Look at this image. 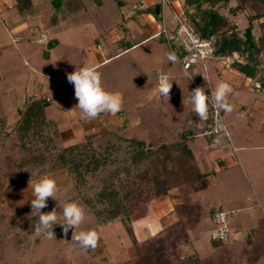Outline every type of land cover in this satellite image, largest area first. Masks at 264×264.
<instances>
[{"label": "rangeland", "instance_id": "obj_1", "mask_svg": "<svg viewBox=\"0 0 264 264\" xmlns=\"http://www.w3.org/2000/svg\"><path fill=\"white\" fill-rule=\"evenodd\" d=\"M124 1L128 5L120 7L115 0H102L100 6L93 0H65L58 10L52 0H31L32 6L19 12L16 0H0V117H5L6 131L14 128L17 110L23 108L27 98L45 96L52 99L47 114L58 118L62 147L111 131L122 137L151 138L154 146L180 142L183 134L189 132L184 137L187 144L191 145L195 138V145H201L207 137L204 134L210 126L209 116L196 130H186L192 126L193 106L183 101L188 99L192 76L204 78L203 65L197 64L186 75L178 60L167 59L172 49L179 54L178 46L174 44L171 49L163 37L155 35L161 32L163 23L169 31L174 29L176 19L172 11L166 6L163 18L153 26L144 21L149 18L147 14L154 3L161 0ZM183 3L184 0H174L179 16ZM235 6L236 1L232 0L218 10L243 33L252 12L246 9L232 14L230 9ZM260 22H253L256 38L260 35ZM124 26L128 30L122 34L119 31ZM45 36L59 41L50 50L52 56L48 60L42 57V46L38 44L39 40L40 44L47 43ZM121 38L125 44L119 42ZM128 42L138 45L126 50ZM260 60L257 78L251 82L231 66L234 61L244 62L240 55L206 62L204 81L210 96L220 81L229 82L234 90L229 96L233 110L228 113L219 110L231 140L217 136L213 141L219 140V147L206 150L209 170L222 171L215 177L220 180L218 187L208 185L210 177L186 184L179 189L180 196L142 203L131 213L128 224L104 225L87 210L82 196L85 193L77 195L66 170L50 173L48 176L54 178L58 186L56 200L48 198L47 207L41 211L56 209L62 222L64 204L79 203L85 209L86 219L76 231L93 229L100 235L95 249L84 250L72 240L75 229L65 235L63 228L55 225L56 239L53 240L35 234L37 217L31 208L33 197L29 180L36 182L42 176L28 178L19 185L0 178V264H171L194 251L199 253L203 264H242L241 248L249 245L253 218L259 216L258 201L264 206V92H257L254 87L260 77L264 78V53ZM86 64L100 72L106 91L121 95L123 106L116 115L102 113L89 120L76 108L78 100L67 73ZM161 72L175 80L169 98L160 96L157 91L156 81ZM125 118L129 120L127 127ZM5 154L0 148V162ZM231 154L235 156L234 161L225 168L219 161ZM93 183L96 184L91 180L90 184ZM140 186L147 195L146 183ZM96 191L97 188L87 195L92 196ZM219 204L224 205L225 212L235 208L234 212H227V220L237 233L233 241L215 246L210 237L213 226L206 216ZM245 207L252 210L243 211ZM261 235L253 243L252 261L259 258L258 250L263 246ZM247 261L244 259L243 264H248Z\"/></svg>", "mask_w": 264, "mask_h": 264}, {"label": "trees", "instance_id": "obj_2", "mask_svg": "<svg viewBox=\"0 0 264 264\" xmlns=\"http://www.w3.org/2000/svg\"><path fill=\"white\" fill-rule=\"evenodd\" d=\"M115 1L120 7L126 4L123 0ZM230 1L232 0H184L180 17L198 37L215 39L216 54L219 57L217 61L231 59L236 54L242 56L244 62L234 61L231 66L252 81L257 78L262 64L260 57L264 53V0H235L236 6L230 9L232 14L246 9L252 12L243 33H239L235 24L218 10L221 5H228ZM93 2L99 6L103 4L102 0ZM52 3L59 10L65 0H52ZM31 6V0H16L15 7L19 12ZM161 13L160 3L159 20ZM258 20H261V31L256 38L253 22ZM57 43L56 39H49L44 43L45 58L49 57L50 50ZM205 85L204 78L194 75L189 90L191 92L197 87H203L209 93ZM254 87L255 91L264 92V78L260 77ZM50 101L45 96L27 98L23 108L17 110L18 120L10 131L4 129L5 117H0V148L6 152L0 162V178L10 180L12 185H19L35 176L66 170L72 180V188L77 195L85 193L82 194L84 205L99 224H128L131 213L142 203L148 204L168 196L172 190L183 185L202 182L214 175L210 170L205 171L207 167L200 168L191 145L184 138L189 132L183 134L180 142H163L154 146L151 138L142 140L122 137L111 131L94 139L62 147L58 125L47 114ZM124 126L127 127L126 121ZM207 128L206 131L211 130V126ZM204 136L214 140L220 135L213 133ZM91 180L97 185L90 184ZM144 182L149 189L147 195L140 186ZM96 188L97 191L92 196L87 195ZM219 211L221 210L210 209L212 226ZM211 242L215 246L226 243L212 238ZM171 264L203 263L194 251Z\"/></svg>", "mask_w": 264, "mask_h": 264}, {"label": "clouds", "instance_id": "obj_3", "mask_svg": "<svg viewBox=\"0 0 264 264\" xmlns=\"http://www.w3.org/2000/svg\"><path fill=\"white\" fill-rule=\"evenodd\" d=\"M167 59L175 62L177 56L174 52H169ZM67 80L74 85L75 97L78 100L76 108L81 111L85 119H96L102 113L116 115L122 110L123 99L121 95L106 91L103 88L101 74L95 67L86 64L79 69L76 68L75 71L67 73ZM172 81L175 80L168 74L163 72L158 74L157 91L160 96L169 98ZM233 92L232 85L227 81L218 82L211 91V97L205 93L203 87L193 89L187 101H183V104L187 103L193 106V111L199 118L198 123L193 121L191 123L199 126L201 121L208 119L209 103L217 110H222L226 113L231 112L234 106L230 103L229 96ZM29 188L32 189L33 197L31 208L35 210L37 217V222L34 225L36 235L43 236L48 240L56 239L53 229L55 225H60L65 235L70 229H75L72 234V240L77 242L82 249H95L98 246L100 235L96 230L76 231L86 219L85 209L79 203L71 201L64 204L62 222L56 209L50 212L41 211L47 207L48 198L56 200L58 186L54 178L44 175L36 182L30 179Z\"/></svg>", "mask_w": 264, "mask_h": 264}, {"label": "built area", "instance_id": "obj_4", "mask_svg": "<svg viewBox=\"0 0 264 264\" xmlns=\"http://www.w3.org/2000/svg\"><path fill=\"white\" fill-rule=\"evenodd\" d=\"M162 13L163 18L164 8L167 6L172 11L176 25L172 31H169L163 23L162 30L157 33L155 37H163L164 41L172 49V46L176 44L179 49V54L175 53L179 64L182 66L186 75H189V71L197 64L203 65V71L201 75L206 78L207 67L206 62L209 60H218L219 57L216 54L215 39L213 37L202 39L198 37L182 20V18L176 13L174 9V0H162ZM173 50V49H172ZM209 89V88H208ZM209 97V93L205 92ZM209 118L211 130L206 131L205 135L215 134L223 136L225 135L230 140V135L227 127L224 125L223 117L219 113V110L213 108L209 103ZM223 126V127H221ZM231 232L229 223L227 221V213L219 211L214 219L213 228L211 231V238L220 242H227L230 238Z\"/></svg>", "mask_w": 264, "mask_h": 264}, {"label": "crops", "instance_id": "obj_5", "mask_svg": "<svg viewBox=\"0 0 264 264\" xmlns=\"http://www.w3.org/2000/svg\"><path fill=\"white\" fill-rule=\"evenodd\" d=\"M124 1V0H123ZM125 2V1H124ZM126 3V6L128 5V3L127 2H125ZM160 3H161V1H157L156 3H154V7H153V9L151 10V12H149L147 15L149 16V18H145L144 19V21L146 22V24L147 25H152L153 26V24L154 23H157L158 21H159V6H160ZM152 29V28H151ZM128 30V28L126 27V26H124V28L123 29H121V31H119V32H122V34H125L126 33V31ZM114 38V35L112 36V39ZM45 40H47L48 41V38L45 36ZM57 40V39H56ZM124 39L123 38H121V39H119V42H122ZM58 41V40H57ZM127 43V42H126ZM39 45H40V47H41V51H42V53H41V55H42V57L44 58V59H50L51 58V56H52V53H51V51H50V55H49V57L48 58H45L44 56H43V46H44V44L42 43V44H40V40H39V43H38ZM59 44V41H58V43H57V45ZM122 44V43H121ZM123 44H125V43H123ZM140 44V43H139ZM128 47H125V48H127L126 50H128V49H130V48H133V47H136L138 44H135V43H129L128 42ZM172 52H174L173 50H172ZM248 80V82L250 81L251 82V80L250 79H247ZM157 82V84H158V80L156 81ZM189 86H190V83H189V85H188V90H189ZM190 91V90H189ZM189 95H190V92H189V94H188V97H189ZM49 97V96H48ZM51 101H52V99H50ZM24 103V102H23ZM192 113V114H191ZM191 113H190V111H189V114H191L192 116H194L193 117V122L194 123H198L199 122V118L196 116V114H195V112L193 111H191ZM49 116V115H48ZM196 116V117H195ZM63 117L65 118V115L64 116H62L61 117V119H63ZM51 118V117H50ZM56 122L58 121V118L57 119H55V118H53ZM124 121H126V125L128 126L129 125V120H128V118H125L124 119ZM201 122H203V121H201ZM200 122V123H201ZM58 123V122H57ZM199 123V124H200ZM59 124V123H58ZM197 125H195V124H192V126H191V128L190 129H186V130H196L197 129ZM185 130V131H186ZM201 135V134H200ZM195 135H191L190 137H194ZM197 136V135H196ZM205 138V137H204ZM219 144H221V142L219 141V140H215V141H213V140H211L209 137H206L204 140H203V142H201V145H195V138H194V140H192V144H191V148H192V150H193V154H194V157H195V159L198 161V164H199V166H200V168H204L205 169V167H207L206 169H205V171H207V170H209L210 168H209V164H208V159H207V151L206 150H213V149H215V148H217V147H219ZM203 145H204V147H203ZM203 148V149H202ZM235 148V147H234ZM237 149V148H236ZM230 151V150H229ZM233 151V150H232ZM236 152H237V150H236ZM231 153V152H230ZM238 154V153H237ZM237 154H235L236 156H237ZM198 157H197V156ZM222 155H226V154H222ZM235 158V156L233 155V154H231V155H227L226 157H224V159L222 160H220L219 162H221L220 164L221 165H223V166H225V168H226V166L227 165H229V164H231L234 160ZM205 166V167H204ZM212 172H214V175L212 176V177H210L209 178V180L207 181V183H208V185L210 186V187H218L219 186V183H220V180H217L215 177L218 175V174H220V173H222V171L221 170H214V171H212ZM181 188V187H180ZM180 188H178V189H175V190H172L170 193H169V195L167 196V199L168 200H170L171 199V197H173L172 195H179L180 196V194H178L179 193V189ZM172 193V194H171ZM181 198V197H180ZM179 198V200H181ZM258 204H259V209H260V211H259V216H257V218H253V220L255 221V223L253 224V226L251 227L252 229L250 230V232L252 233V236L248 239L249 240V245L245 248L244 246H243V248H241L242 249V252L241 253H243L242 254V256H241V258H240V262L243 264V261H244V259H247L248 261L247 262H249L248 264H264V206L262 205V203H260L259 201H258ZM223 204H219V206L218 207H212V208H214V209H220L221 211H223V212H225L224 210H223ZM235 208H231L230 209V211H226V213L228 212V213H232V212H234L235 210H234ZM237 210H240V209H237ZM236 210V211H237ZM252 210V208H250V207H245V208H243V211H251ZM206 217H208V221L210 222L211 221V218H210V212L208 213V215L206 216ZM228 221V220H227ZM211 223V222H210ZM230 227V226H229ZM211 228V227H210ZM230 231H231V235H230V238H229V240L228 241H233L234 240V236H235V234L237 233L233 228H230ZM260 231V232H259ZM236 232V233H235ZM260 234H262L261 236L262 237H260V239H262L263 241H262V247L261 248H259V250H258V252H259V258H257V259H255L254 258V260L252 261V257H253V255H254V253H255V249H254V246H253V243L255 242V240H257L258 238H259V235ZM231 248L230 246H227V248L226 249H228V250H230L229 248ZM227 250V251H228ZM197 252V251H196ZM198 253V252H197ZM240 253V254H241ZM198 255H199V253H198ZM199 257H200V259H201V256L199 255ZM231 259V258H230ZM201 261H202V259H201ZM246 262V261H245ZM202 263H203V261H202ZM244 264H246V263H244Z\"/></svg>", "mask_w": 264, "mask_h": 264}]
</instances>
